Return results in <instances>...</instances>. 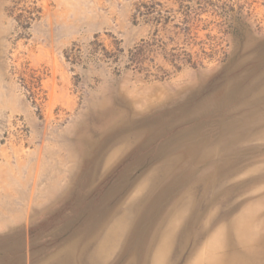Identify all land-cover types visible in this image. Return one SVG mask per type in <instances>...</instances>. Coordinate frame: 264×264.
I'll use <instances>...</instances> for the list:
<instances>
[{
	"label": "rangeland",
	"instance_id": "rangeland-1",
	"mask_svg": "<svg viewBox=\"0 0 264 264\" xmlns=\"http://www.w3.org/2000/svg\"><path fill=\"white\" fill-rule=\"evenodd\" d=\"M0 264H264V0H0Z\"/></svg>",
	"mask_w": 264,
	"mask_h": 264
},
{
	"label": "trees",
	"instance_id": "trees-1",
	"mask_svg": "<svg viewBox=\"0 0 264 264\" xmlns=\"http://www.w3.org/2000/svg\"><path fill=\"white\" fill-rule=\"evenodd\" d=\"M206 4H210V2L206 1ZM145 10L140 11V14L143 15L147 21L152 20L151 22L155 24V28L151 32V36L148 39H141L138 43H136L132 48L128 50V59L130 60L131 64L134 65L136 68L139 70H144L143 64L147 60H151L149 55L151 53H156L160 52L164 58L169 60L175 68L180 67V62L184 64H188L191 66H197L200 64L196 59L193 60V53H187V58L186 57H180L181 53L177 52H167L166 51V42L162 41L159 38H156L157 33L159 28L157 27L160 25L161 29L165 28L166 26V18L162 16L161 10H157L154 7V4L146 5L144 4ZM206 7H202L200 10L201 11H206L207 9H204ZM153 13H156V15H153ZM198 13H195L197 15ZM194 21H189L187 22L190 24L185 25V27L182 28V32L185 35L186 39H188V44L196 45L200 44L199 46V52L203 53L206 55L207 53L205 52L204 46H202V42H197L195 39L197 37V32L194 30L197 29V22L200 20L198 17H193ZM186 22V21H185ZM195 22V23H194ZM178 32H175L177 34ZM197 52L195 55H197ZM208 55V54H207Z\"/></svg>",
	"mask_w": 264,
	"mask_h": 264
},
{
	"label": "bare ground",
	"instance_id": "bare-ground-1",
	"mask_svg": "<svg viewBox=\"0 0 264 264\" xmlns=\"http://www.w3.org/2000/svg\"><path fill=\"white\" fill-rule=\"evenodd\" d=\"M249 255V254H248Z\"/></svg>",
	"mask_w": 264,
	"mask_h": 264
}]
</instances>
